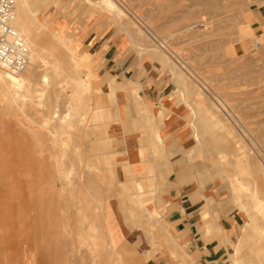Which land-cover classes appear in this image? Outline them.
Segmentation results:
<instances>
[{"label":"rangeland","instance_id":"rangeland-1","mask_svg":"<svg viewBox=\"0 0 264 264\" xmlns=\"http://www.w3.org/2000/svg\"><path fill=\"white\" fill-rule=\"evenodd\" d=\"M111 1L121 13L110 10L104 0H28L36 9L34 30L43 41V58L57 59L60 65L56 75L49 63L40 64L30 88L34 103L27 100L22 111L0 101V237L46 236L47 241L37 240L29 251L33 264H41L43 253L50 264H123L101 225L118 165V144L107 135L113 97L103 95L96 61L80 44L78 32L64 34L50 27L52 16L76 26L97 18L126 34L139 52L157 53L163 70L173 77L176 95L189 107L196 141L187 163L196 170L200 190L210 187L212 200L239 219L237 247L226 264H233L236 252L240 264H264V217L254 213L251 203L253 192L264 202V40L249 35L242 55L227 53V42L236 40L233 29L243 32L227 0ZM236 49L230 47L233 53ZM42 74L49 76L47 83H40ZM44 118L47 128L38 129ZM27 124L42 134L37 143ZM48 137L60 139L50 152L44 149ZM43 140L47 142L40 144ZM56 148H64L65 156L59 158ZM151 241L154 248L159 246L157 236ZM40 245L47 247L42 254ZM181 253L186 257L183 247Z\"/></svg>","mask_w":264,"mask_h":264},{"label":"crops","instance_id":"crops-1","mask_svg":"<svg viewBox=\"0 0 264 264\" xmlns=\"http://www.w3.org/2000/svg\"><path fill=\"white\" fill-rule=\"evenodd\" d=\"M227 1L243 32L233 29L236 40L227 42L226 51L239 56L249 35L264 40V0ZM51 19L53 32H78L96 61L103 95L113 97L107 135L118 144V165L101 214L110 249L123 264H226L237 245L239 219L212 200L210 187L201 191L197 184L196 170L187 163L196 141L190 109L176 95L160 56L139 52L126 34L101 19L77 26L67 18ZM151 236H157V248Z\"/></svg>","mask_w":264,"mask_h":264},{"label":"bare ground","instance_id":"bare-ground-1","mask_svg":"<svg viewBox=\"0 0 264 264\" xmlns=\"http://www.w3.org/2000/svg\"><path fill=\"white\" fill-rule=\"evenodd\" d=\"M18 4V9L16 8L15 10V22H14V25L16 27V29L18 30L20 36L22 37V39L24 40L25 44L27 45L28 49H29V52H30V63L28 65V67L25 69V71L21 72V73H18V74H15V73H11L9 71H6V70H3L0 68V101H5L11 108L10 105H16L17 107H19V110L22 111V105H24V103L28 100L30 102V104H33L34 101H32V96H31V86H32V82L34 80V78L36 77L37 75V72H38V68L40 67V64L42 62H45V64L49 63L50 64V67L51 69L55 72L56 74V70L58 69L59 67V63L57 61V59L54 61H46L43 57L45 56V51H44V47L42 46L43 45V41L42 42H39V39L37 37V34L34 30V27L35 28H38V25H37V21L34 17V13L36 12V9H32L31 8V5L29 4L28 0H15ZM15 2V3H16ZM104 5H106L110 10H116V12H122L120 11L114 4V2H112L111 0H104ZM118 4V3H117ZM119 5V4H118ZM105 6V7H106ZM106 7V8H107ZM121 7V6H120ZM115 14V13H114ZM119 14V13H117ZM122 16V15H121ZM126 16V14H125ZM124 16V17H125ZM110 17V16H109ZM133 17V16H132ZM134 18V17H133ZM131 24V23H130ZM125 25V24H124ZM142 28V27H141ZM41 38V37H40ZM64 39V38H63ZM62 39V40H63ZM44 40V39H43ZM65 40V39H64ZM154 40V38H153ZM153 42V41H152ZM259 43V42H258ZM260 45V43H259ZM54 48V46L52 47ZM69 48V47H68ZM235 48V47H234ZM237 48V47H236ZM235 48V49H236ZM258 48V47H257ZM62 50V49H61ZM70 50V49H69ZM234 50V49H233ZM52 51V50H51ZM235 51H238L237 49ZM59 52V51H58ZM70 53V52H69ZM235 53V52H234ZM53 54V53H51ZM54 54L56 55L55 51H54ZM53 54V55H54ZM50 55V54H49ZM60 55V54H59ZM50 57V56H49ZM56 57V56H55ZM62 58V56H60ZM67 60V59H66ZM60 69V68H59ZM58 74V73H57ZM56 74V75H57ZM48 79H49V76L47 74H42L39 78V81L41 84H44V83H47L48 82ZM185 81V80H184ZM1 101V103H2ZM0 103V105H2ZM5 103V104H6ZM4 104V103H3ZM7 104H6V108H7ZM219 105V104H218ZM220 106V105H219ZM1 107V106H0ZM14 107V106H13ZM220 108H222V106H220ZM18 109V108H17ZM223 110V109H222ZM4 111V110H3ZM13 111V110H12ZM2 112V111H1ZM103 114V113H102ZM4 115V114H3ZM106 115V114H105ZM13 117V116H12ZM26 117V115L24 116ZM53 117H55V114L53 115ZM63 118V117H62ZM149 118V117H147ZM150 121V120H149ZM48 126V118H44L41 120L40 122V125H39V128L38 129H44V128H47ZM68 127V126H67ZM25 128L27 129L26 131H28V133H30L36 140V142L34 143H37L39 140H40V136L42 135L39 130H32L31 127L29 126V124H27V126H25ZM41 134V135H40ZM53 134V133H51ZM62 134V133H61ZM66 134V133H65ZM59 135V134H58ZM67 135V134H66ZM53 137V135H51ZM43 137V136H42ZM50 137V136H49ZM47 140H49L48 142V146H44L46 148L45 151L47 150V152H50V149H52V147H56L55 146V142L54 140L55 139H51L49 138ZM54 137L56 138V136L54 135ZM53 137V138H54ZM155 138L158 139V135L156 134L155 135ZM45 139V138H44ZM58 139V138H57ZM56 139V140H57ZM47 140H43L40 144L42 143H45L47 142ZM55 140V141H56ZM60 140V139H58ZM57 140V141H58ZM45 141V142H44ZM68 141V140H67ZM2 144V143H1ZM39 144V145H40ZM58 144V143H57ZM22 145V144H21ZM38 145V144H36ZM30 146V145H29ZM62 146V145H61ZM28 147V146H27ZM32 147V146H31ZM40 147L42 146H39L37 148L38 151L40 150ZM48 147V148H47ZM26 148V147H25ZM20 149V148H19ZM27 149V148H26ZM25 149V150H26ZM31 149V148H30ZM55 149V148H54ZM24 150V149H22ZM21 150V151H22ZM36 149H34L35 151ZM31 151V150H30ZM18 152V151H17ZM33 152V151H32ZM43 153V150H40L39 153ZM20 153V151H19ZM38 153L35 151V154ZM40 153V154H41ZM26 154V152H25ZM28 154V153H27ZM32 154V153H31ZM44 154V153H43ZM41 154V155H43ZM56 154L58 156H60L59 158H62V156H65L66 154V151L64 150V148H56ZM16 155V153L14 154ZM48 155V154H47ZM50 155V154H49ZM48 155V156H49ZM31 156V155H30ZM17 157L18 159L19 156H15ZM23 156L21 155V158ZM32 157V156H31ZM30 157V158H31ZM35 156H33L32 158H34ZM26 159V156L24 157ZM28 158V157H27ZM36 158V157H35ZM42 158V156H41ZM44 158V157H43ZM64 158V157H63ZM38 159V156L37 158ZM1 160V159H0ZM13 160V159H12ZM31 160V159H30ZM42 160V159H41ZM56 160V159H55ZM62 160V159H61ZM4 161L3 158L2 160L0 161L2 164ZM37 161V160H36ZM57 161V160H56ZM20 162V161H19ZM34 162V161H32ZM27 163V162H26ZM31 163V162H30ZM38 163V161H37ZM53 163V162H52ZM58 163V161H57ZM56 163V164H57ZM101 163V162H100ZM6 164V163H4ZM22 164V162H21ZM34 164V163H32ZM41 164V163H40ZM2 166V165H1ZM44 166V164H43ZM49 166H51L49 164ZM4 167V166H3ZM31 167V165L29 166V168ZM34 167V166H32ZM54 167V166H53ZM6 168V166L4 167ZM28 168V169H29ZM2 169V168H1ZM8 169V168H7ZM34 169V168H33ZM99 169V168H98ZM6 170V169H5ZM32 170V169H31ZM56 171V170H55ZM1 172V170H0ZM92 178V177H91ZM93 180V179H92ZM30 181V180H29ZM28 183L30 184L31 181ZM9 184H12L11 182ZM90 188V187H89ZM96 188V187H95ZM97 189V188H96ZM125 189V188H124ZM91 190V188H90ZM1 193V191H0ZM99 194H97L98 196ZM93 195H91L92 197ZM93 198V197H92ZM97 198V197H96ZM95 200V199H94ZM3 201V198L0 196V203ZM251 203H252V207H253V210H254V213H257L260 217H264V202H262L261 199H259V197L257 195L254 194V192L252 193V196H251ZM254 213L251 214L250 217H252V220H253V215ZM93 220V218H92ZM91 220V221H92ZM94 221V220H93ZM92 221V225L95 224L93 223ZM91 225V223H89ZM90 225L88 227H90ZM93 229L94 226L90 227V229ZM88 229V228H87ZM91 229V230H92ZM98 229V228H97ZM89 230V229H88ZM94 230V229H93ZM88 232V231H87ZM96 232V231H95ZM86 233V232H85ZM92 233V232H91ZM91 235V234H90ZM245 235V234H244ZM246 236V235H245ZM248 236V234H247ZM48 237V236H47ZM53 237V236H52ZM57 237V236H55ZM92 237V236H91ZM90 237V239H91ZM241 237V236H240ZM251 237V236H250ZM33 238L36 239L35 242L31 241ZM43 238V240L45 241L46 240V236H32V237H14V236H6V237H0V264H33L35 261V258H34V255L32 254H29V251H31V253L33 252L34 247L33 246L37 244V240ZM51 238V237H50ZM88 238V237H86ZM244 238V237H243ZM52 239V238H51ZM56 239V238H55ZM55 239H52V242L53 240ZM81 239V238H80ZM79 239V240H80ZM57 240V239H56ZM86 240V239H85ZM241 240V239H240ZM249 240V239H248ZM47 241V240H46ZM48 241H49V237H48ZM82 241V240H81ZM87 241V240H86ZM43 242V241H42ZM52 242H50L52 244ZM84 243V240L82 241ZM89 242V241H88ZM237 242V241H236ZM59 242H57V246L60 245V243L58 244ZM175 243V242H174ZM44 244V243H43ZM49 244V245H51ZM95 244V243H94ZM39 245V243H38ZM53 245V244H52ZM56 245V244H55ZM62 245V244H61ZM85 245V243L83 244ZM94 246V245H93ZM39 247V246H38ZM45 248H43V246L40 245V248H39V251H41V254L43 253L42 252V249H47L46 246H44ZM50 247V246H49ZM56 247V246H55ZM175 247V246H174ZM237 247V246H236ZM52 248V246H51ZM49 248V249H51ZM53 250V249H52ZM44 251V250H43ZM58 251H59V248H58ZM47 252V251H46ZM49 252V251H48ZM52 251H50L51 253ZM237 254V257L233 260V264H240L239 263V260L241 259L238 255V253L236 252ZM51 256V254H50ZM49 258H53L50 257ZM55 256V255H54ZM57 256V255H56ZM83 258V257H82ZM240 258V259H239ZM81 259V258H80ZM54 260V259H53ZM52 260V262H53ZM61 260V259H60ZM63 260V259H62ZM61 260V262H62ZM51 261V260H50ZM79 261V260H78ZM83 261V260H81ZM242 261V260H241ZM240 261V262H241ZM64 263V262H63ZM81 263V262H80ZM93 263V262H92ZM41 264H50L49 263V260L46 256L45 253H43L42 255V260H41ZM53 264V263H52ZM119 264V263H118Z\"/></svg>","mask_w":264,"mask_h":264},{"label":"built area","instance_id":"built-area-1","mask_svg":"<svg viewBox=\"0 0 264 264\" xmlns=\"http://www.w3.org/2000/svg\"><path fill=\"white\" fill-rule=\"evenodd\" d=\"M15 10V0H0V68L18 74L28 67L30 52L14 25ZM253 47L259 43L254 42ZM184 249L187 251L188 244Z\"/></svg>","mask_w":264,"mask_h":264}]
</instances>
